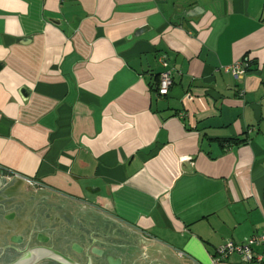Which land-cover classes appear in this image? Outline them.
Wrapping results in <instances>:
<instances>
[{
  "label": "crops",
  "instance_id": "0c3cea01",
  "mask_svg": "<svg viewBox=\"0 0 264 264\" xmlns=\"http://www.w3.org/2000/svg\"><path fill=\"white\" fill-rule=\"evenodd\" d=\"M14 177L195 264H248L217 249L264 234V0H0V189Z\"/></svg>",
  "mask_w": 264,
  "mask_h": 264
},
{
  "label": "water",
  "instance_id": "95a60500",
  "mask_svg": "<svg viewBox=\"0 0 264 264\" xmlns=\"http://www.w3.org/2000/svg\"><path fill=\"white\" fill-rule=\"evenodd\" d=\"M25 183L14 177L0 189V203L5 204L0 215V247L18 250L21 244L27 250H46L68 264H195L92 206L65 196L51 201L50 193L42 188L38 193L25 192ZM45 235L51 246L42 239Z\"/></svg>",
  "mask_w": 264,
  "mask_h": 264
},
{
  "label": "built area",
  "instance_id": "2783aa9c",
  "mask_svg": "<svg viewBox=\"0 0 264 264\" xmlns=\"http://www.w3.org/2000/svg\"><path fill=\"white\" fill-rule=\"evenodd\" d=\"M160 62L164 70L159 75V86L157 88V92L161 96H167L173 85L172 74L168 69V62L163 57L160 58ZM223 69L231 72L236 78H243L247 73L248 63L244 60H238L230 66H225ZM14 175L17 177L19 176L18 174ZM25 179L31 186L38 187L42 185L38 180ZM256 246H262L263 251L260 253L256 252L254 250ZM234 254L238 255L240 260L244 263L262 264L264 262V234L248 237L239 243L227 240L217 249V260H224Z\"/></svg>",
  "mask_w": 264,
  "mask_h": 264
},
{
  "label": "flooded vegetation",
  "instance_id": "af4514ba",
  "mask_svg": "<svg viewBox=\"0 0 264 264\" xmlns=\"http://www.w3.org/2000/svg\"><path fill=\"white\" fill-rule=\"evenodd\" d=\"M4 209H5V204L0 203V215H2L1 210H4ZM10 214H6L4 216L10 215ZM45 236L46 237H42V239L47 240L48 241L47 245L51 246L48 244L49 237L47 235ZM35 244H38V243H35ZM19 246L20 247L18 250H10V249H5L4 247H0V264H48L47 262L49 260H55L59 264H68L63 258L57 255H54L53 253H50L46 250L44 251L37 250V249L27 250L23 248L21 244ZM63 253L70 257V255H68L66 252H63Z\"/></svg>",
  "mask_w": 264,
  "mask_h": 264
}]
</instances>
